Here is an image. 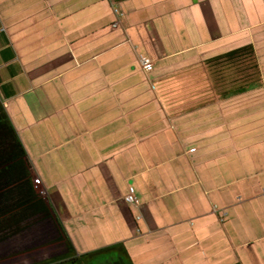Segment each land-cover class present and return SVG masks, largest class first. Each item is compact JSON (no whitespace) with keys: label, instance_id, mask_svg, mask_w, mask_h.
Masks as SVG:
<instances>
[{"label":"crops","instance_id":"crops-1","mask_svg":"<svg viewBox=\"0 0 264 264\" xmlns=\"http://www.w3.org/2000/svg\"><path fill=\"white\" fill-rule=\"evenodd\" d=\"M0 102L78 254L264 264V0H0Z\"/></svg>","mask_w":264,"mask_h":264},{"label":"trees","instance_id":"trees-1","mask_svg":"<svg viewBox=\"0 0 264 264\" xmlns=\"http://www.w3.org/2000/svg\"><path fill=\"white\" fill-rule=\"evenodd\" d=\"M241 66L245 84L258 82L261 69L252 44L233 49L208 61ZM253 69V71H252ZM241 85V87H243ZM52 221L55 241L62 243L61 254L47 261L31 264H134L127 250L112 245L93 252L78 254L63 224L56 217L51 203L39 191L28 152L14 127L6 106L0 102V244L18 240L38 225ZM17 248L15 252H18Z\"/></svg>","mask_w":264,"mask_h":264},{"label":"rangeland","instance_id":"rangeland-1","mask_svg":"<svg viewBox=\"0 0 264 264\" xmlns=\"http://www.w3.org/2000/svg\"><path fill=\"white\" fill-rule=\"evenodd\" d=\"M247 67L249 64L238 67L221 62L210 64L209 70L214 85L226 88L243 85L245 81L241 79V69L245 68L246 71ZM250 71L247 70L246 73ZM56 234L54 223L46 221L24 237L0 244V264H31L33 261H47L61 254L63 246L55 241ZM17 248L19 251L15 252Z\"/></svg>","mask_w":264,"mask_h":264},{"label":"built area","instance_id":"built-area-1","mask_svg":"<svg viewBox=\"0 0 264 264\" xmlns=\"http://www.w3.org/2000/svg\"><path fill=\"white\" fill-rule=\"evenodd\" d=\"M143 64L146 68H149L151 66V61L149 58H143ZM42 193H44V190H41ZM125 199L128 201V202H131V203H137V197L134 193H129L128 195H126Z\"/></svg>","mask_w":264,"mask_h":264}]
</instances>
